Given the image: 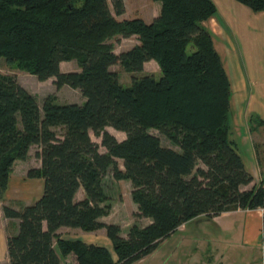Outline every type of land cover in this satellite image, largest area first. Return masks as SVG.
Here are the masks:
<instances>
[{
	"label": "trees",
	"instance_id": "obj_1",
	"mask_svg": "<svg viewBox=\"0 0 264 264\" xmlns=\"http://www.w3.org/2000/svg\"><path fill=\"white\" fill-rule=\"evenodd\" d=\"M148 1L160 3L151 23L117 20L124 0H0V60L85 99L59 105L48 96L40 109L15 75L0 72V193L32 147L40 168L27 177L43 181L34 203L2 209L18 221L6 238L5 264H133L181 226L238 209L263 210L264 243V184L242 189L253 176L229 137L231 85L205 25L217 8L212 0ZM233 1L264 13V0ZM132 37L137 44L116 54L112 40ZM71 61L79 71L62 72L60 65ZM150 61L158 78L133 75ZM116 65L133 75L129 86L111 71ZM109 169L115 181L130 182L134 215L149 220L125 237L118 225L100 221L110 209L102 206ZM80 189L84 197L76 200ZM61 228L103 230L116 260L105 247L63 239Z\"/></svg>",
	"mask_w": 264,
	"mask_h": 264
},
{
	"label": "rangeland",
	"instance_id": "obj_2",
	"mask_svg": "<svg viewBox=\"0 0 264 264\" xmlns=\"http://www.w3.org/2000/svg\"><path fill=\"white\" fill-rule=\"evenodd\" d=\"M230 1L233 2V0ZM124 7V14L116 17L117 20L139 18L146 23H151L157 18L160 12V3H153L148 0H124ZM211 20L205 23L207 28L209 26L211 27L212 24L214 26L215 22ZM225 37L223 32L216 35L215 48L222 59L231 85L232 99L230 104L232 109V129L229 137L241 155L245 167L253 176V182L246 187V190H249L253 185H258L261 182L264 184L262 180L264 179V105L260 103V100H264V77L260 76L262 68L258 63L251 64L254 67L253 74L250 77L251 81L248 79L249 75L247 72L245 73L246 70L242 67V81L244 80L243 77H245L248 83V87L244 88L243 82H239L242 73L238 70L239 62H241L240 66H243L241 61L242 56L239 54L241 47L237 44L234 50H227L225 48L227 46L225 44L227 41ZM116 40L118 39L112 40L116 54L136 45L134 37L119 39V41ZM228 51H231L233 54L232 66L230 65V67L225 59L229 54ZM224 54H226V57ZM60 70L64 73L77 72L79 68L75 61H71L62 63ZM111 71L118 75L119 82L123 86L130 85L133 75L137 77L141 75H152L156 78L160 76V70L153 61L146 63L143 67V72L139 74L132 75L119 65L113 66ZM0 72L2 74L15 75L18 83L36 99L40 109L48 96L53 97L59 105H81L85 101L78 90H73L69 87H62L57 90L54 86V79L40 82L36 77L26 73L15 63L0 60ZM235 80H237L238 84H243V87L239 85L237 94L233 91ZM259 87L261 88L260 90ZM250 94L253 95L250 98V111H248L246 104ZM257 106L261 112H257ZM106 130L118 141L125 139L123 133L114 131L111 128H106ZM150 132L160 138L161 145L164 147L176 149L157 131L151 130ZM90 136L93 142L98 145L100 144V138L94 136L91 132ZM37 149V147H32L24 161H16L14 163L7 189L3 193H0V203L3 204L0 208V227L2 228L1 231L7 237L15 233L17 223L14 220H9L4 217L2 213L3 207L7 206L19 210L26 204L34 203L38 199L39 187L37 182L31 183L32 185L30 187V183L27 182L28 171L40 168V162L35 158ZM99 151L103 153L104 149L99 147ZM118 167L123 170L121 161H118ZM103 184L107 201L102 206H109L110 209L107 215L100 219L101 222L118 225L122 237L126 236L132 226L142 228L149 223V220L140 219L134 215L136 206L131 199L130 182L125 180L115 181L112 176V171L109 169ZM41 194L42 191L40 196ZM82 196L83 191L77 198L79 199ZM237 217L240 219V224L227 225L228 227L225 226L222 232L210 220L204 218L194 220L186 226H181L178 231L162 241L151 254L133 264H264V243L262 244L260 238L256 243L251 245L243 242L242 230L244 217L242 215ZM250 221L252 226L257 225V221L253 217ZM59 236H63V239L66 240H78L93 245H101L103 242L109 241L103 230L86 233L77 229H67L60 231ZM109 251L113 259L116 260L112 245L109 246ZM65 262L63 264H66Z\"/></svg>",
	"mask_w": 264,
	"mask_h": 264
},
{
	"label": "crops",
	"instance_id": "obj_3",
	"mask_svg": "<svg viewBox=\"0 0 264 264\" xmlns=\"http://www.w3.org/2000/svg\"><path fill=\"white\" fill-rule=\"evenodd\" d=\"M212 1L214 2L215 6L217 8L218 15H217V18H214L211 20V21L215 22V23L213 22L215 27L212 24V26L211 27L209 26L208 28L212 31V33L214 34L215 37H216V35H219V33H221V32H223L225 34V36H226L225 38L227 39V41L225 43V44H227V46H225V48L227 50H230V49L234 50L237 47V44H239V46L241 47L239 54L242 56L241 61L243 63V66L242 65L240 66L241 62H239V69L238 70L240 73H242L241 77L239 78V82H243L244 88H246V87H248V83H247L245 77H243L244 80L242 81V76H243L242 67L246 70L245 73L247 72V74L249 75L248 79H250L251 75L253 74L252 72L254 70V67L251 64L252 63H258L260 65V67L262 68L261 69L262 72L260 71V76L264 77V13L263 12L253 13L248 8L242 6V5H240L234 1L232 2L230 0H212ZM217 31H219V32H217ZM135 40H136V38H135ZM215 43H216V41H215ZM136 44H137V40H136ZM215 47H216V44H215ZM224 55L226 57V54H224ZM225 59H226V63L228 64V66L229 67H230V65L232 66L233 54L231 53V51L229 52L227 58H225ZM250 81H251V79H250ZM243 84H240V83L238 84L237 80H235V85H234L233 91L237 94L238 89H239V85H241L243 87ZM260 89L261 88L259 87V90ZM252 95L253 94H250L249 99L247 100L246 108L248 109V111H250V103H251L250 98ZM260 101H261L260 103L264 105V100L262 99ZM259 106H260V104H259ZM256 108H257V112H258L260 110V108H258V106ZM259 112H261V111H259ZM259 166H260V164H259ZM36 169H38V168H36ZM27 180H28L27 182L30 183L29 187L32 185L31 183L37 182L38 187H39L37 195L40 196L41 191H43L42 190L43 181L41 179H27ZM262 180L264 181V179H262ZM246 187H243L242 189L246 190ZM82 191L83 190L80 189L77 192V194L75 196L76 200L83 199L84 193H83V196L81 198H79V199L77 198V196L80 193H82ZM38 196H37V198L39 199L40 197H38ZM30 204H32V203H30ZM1 205H3V204L0 203V208H1ZM27 205H29V204H26L25 206H27ZM2 213H3V211H2ZM262 214H263V210H261V209L252 210V211L239 210L238 209L235 211L224 212V213L220 214L219 216L213 218L212 222L217 227H219L220 231L222 232L225 229V226H227V225L232 226L233 224H240V222H239L240 219L237 216L240 217V215H242L244 217V225H243V230H242V240H243V242L251 245V244L256 243L262 234ZM252 217H253V219H255L257 221V225L252 226L251 221H250V220H252ZM9 220H11V219H9ZM14 222H16L18 224L17 220H14ZM17 224H16V228H15L14 232H16V230H17ZM254 226H256V227H254ZM1 229L2 228L0 227V264H5L7 261V258H6V238H7V236L4 235V232L1 231ZM67 229L68 228H61L58 230L57 233L59 234L60 231L67 230ZM61 237L63 238V236H61ZM98 246L105 247L109 250V246H111V242L110 241L103 242L101 245H98Z\"/></svg>",
	"mask_w": 264,
	"mask_h": 264
}]
</instances>
